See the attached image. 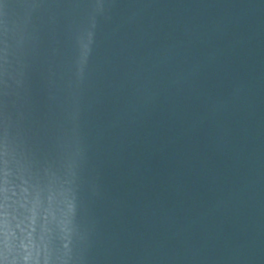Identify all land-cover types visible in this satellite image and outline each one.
<instances>
[{
    "label": "water",
    "instance_id": "obj_1",
    "mask_svg": "<svg viewBox=\"0 0 264 264\" xmlns=\"http://www.w3.org/2000/svg\"><path fill=\"white\" fill-rule=\"evenodd\" d=\"M0 264H264V0H0Z\"/></svg>",
    "mask_w": 264,
    "mask_h": 264
}]
</instances>
